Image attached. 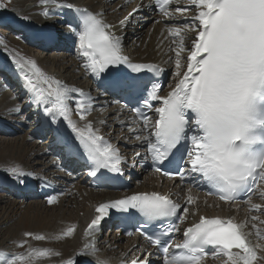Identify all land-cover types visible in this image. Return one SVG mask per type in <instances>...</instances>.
<instances>
[{"label": "snow or ice", "instance_id": "snow-or-ice-1", "mask_svg": "<svg viewBox=\"0 0 264 264\" xmlns=\"http://www.w3.org/2000/svg\"><path fill=\"white\" fill-rule=\"evenodd\" d=\"M10 2L0 0V9H7ZM181 2L155 0L171 25L164 64L173 66L176 81L167 95H161L158 76L165 67L133 62L124 54L123 30L135 26L138 14L143 19L142 13L150 11L152 4L141 0L113 24L103 12L68 0H39L46 18L72 13L73 19L62 23L65 34L77 42L82 67L105 93L126 100L124 107L133 105L132 123L122 128H127L144 149L142 161L150 160L148 167L169 178L178 177L187 188L183 202L169 193L151 191L101 203L84 235L95 241L102 223L119 215L147 226L141 234L160 253L159 264H206L209 255L221 259L222 264H260L264 245L253 243V233L246 230L251 224L255 235L264 238L254 223L260 217L253 215L237 222L234 217L202 215L199 198L192 194L190 185L206 188L223 204L231 205L244 197L253 211L264 212V205L252 203L257 192L264 199V0H184L191 6L190 18V9L181 7ZM180 18H184L182 22ZM34 38L45 44L59 39L54 31H39ZM0 46L6 51L4 38H0ZM6 54L23 81L28 108L35 110L28 114L16 105L9 114L25 121L38 116L41 127L53 132L61 151L82 159L97 182H117L126 168L141 163L129 161L89 119L96 100L91 93L48 74L36 60L19 52ZM98 123L107 126L106 120ZM4 171L19 184L34 175L19 165ZM45 186L51 185L45 182ZM47 203H58V197L49 195ZM190 215L192 222L181 229ZM76 228L68 227L62 237H73ZM177 233H182L183 242H176ZM23 236L36 241L46 238L32 232ZM27 243L21 239L18 246L23 248ZM135 247L140 255L124 264H155L149 259L154 253ZM99 252L97 244L86 239L61 264H109ZM50 254L51 250L30 249L26 254L0 250V264H33L34 258Z\"/></svg>", "mask_w": 264, "mask_h": 264}, {"label": "bare ground", "instance_id": "bare-ground-1", "mask_svg": "<svg viewBox=\"0 0 264 264\" xmlns=\"http://www.w3.org/2000/svg\"><path fill=\"white\" fill-rule=\"evenodd\" d=\"M99 1L104 2L105 7H109V9L113 11L112 12L113 14L112 15L107 14V11L105 9L104 10L100 9L98 7ZM68 2L74 3L80 7H88L89 9H91L95 12H104L105 17L109 22H111L113 24H118V21L122 18H119L116 21L115 17L120 15L121 13L126 12V11H128V13H129L131 11V8H132V6H130V4L135 2V1L134 0H122V1L117 2V0H68ZM26 3H30V8L27 10L29 12L30 11L32 12L33 10H37L40 8L38 14L41 15V19L36 18V19L32 20V18H31L30 19L31 22L28 19L29 22L26 23L27 25H29L31 27V33L32 34L36 33L37 31H39L42 28L45 30L48 29L49 31H53L54 28H59L58 29L59 33H57V29H56L57 34H59L62 38H66V39L69 38L70 40H72V41L74 40L73 42H75L74 38L69 37L65 34L64 24L62 23V21H71V14H72L71 12L65 11L63 16H53L51 19H49V18L44 17L41 14L44 6H41L39 4V0H16V5L19 7L21 6V8ZM175 6L176 5L174 4L172 7L174 8ZM180 6L184 7L186 5L180 4ZM48 7H49L50 11L55 10L52 6H48ZM189 13H188V15H189ZM11 17H12L11 15H7L4 18H2L1 21H4V19H6V20L12 19ZM189 17L190 16H188V18ZM149 19L151 20L150 23L156 20V18L153 16L149 17ZM181 19H184V18H180V20ZM43 20H45V21H43ZM159 23L160 24H158V25H152L150 28H149L150 25L149 26L147 25L148 27L146 26L140 32L136 31L133 34H131V38L129 41L130 46H129L128 50H125L126 52H124V53L133 62L155 63L158 65L164 66L167 69H170L172 72L171 78H170V84H169L168 88H166L167 89L166 91H169L170 90L169 88L171 86H173V82L175 81L174 69H173V66L164 64V61L167 59L168 48H169V45L171 44V38H170V34H169V28L171 27V25H168L166 23V20H165V18H163V16L160 17ZM62 28H64V32H61ZM130 31H132V30L131 29H124L123 33L125 35L126 32H130ZM118 34H119V30H118ZM4 39L6 40V45H7L6 51L3 49L2 46H0V63L3 64L4 66L8 65L11 68H15L14 65L12 64L10 58L7 56L6 53L7 52H19L21 55H23L27 58H31V59L36 60L38 66L41 67L42 70L46 71L48 74L54 75L55 77H57L58 79H60L64 82L66 80L68 83H72L71 86L78 87L77 84L74 83V82H76L75 80L77 79L76 76H70L69 77V75H68L70 82L67 79L68 77H66V79H63L65 77L64 74L69 73V69H67V67L65 69L64 66L62 68L58 66V64L61 62L59 60L60 58H62L61 54H63L64 58L61 59L62 60L61 63H66L65 57L71 58V61L72 62L74 61L73 66L74 67L77 66V68L82 73V76H83L82 78L84 80H86V83H88V86H89V84H91V86H92L91 91L93 92V94H91V95L95 98H96V96H98L97 91H96V84L93 83L92 77L90 75H88L86 73L85 69L82 67L83 61L81 60L80 56L77 53V46L75 47V49H73L71 52L68 53V54H70L69 56H68V54H64V53L59 52V54L56 55L57 56L56 58L55 57H47L44 59H36L34 57L32 58V56L28 52L29 46L26 43H24V41L21 40L20 38L11 39V41L14 40V42L16 44L9 42L8 41L9 39H6V38H4ZM15 40H18V41H15ZM66 43L70 44V42L69 43L66 42ZM63 51L68 52V51H66V49H64ZM185 55H187V54H185ZM58 57H60V58H58ZM70 68H72V67H70ZM11 85H14V83L7 84V82L2 81V79L0 78V93L3 96V102L2 103L6 104V103H8L7 101L12 100L14 104L11 102L8 104L12 108V107L18 105L19 100L22 99V95L24 96L23 98H25V91H22L21 88H19V86L17 84L14 86V88H11ZM78 88L83 90L82 87H78ZM84 89H86V88L84 87ZM84 92L89 93V92H87V90H85ZM3 93H6V94H3ZM105 98H107V97H104V99ZM95 103H97L98 105L95 106L94 110L92 111L91 115L89 116V119L92 120L94 125L100 129L101 134L105 135L106 138H110L114 134L111 132L112 128H117L118 131L123 129L122 124H121V120H120V116H119L120 113L117 111V107L111 106V105L104 107V105H101V103L98 102L97 99L95 100ZM104 103H106V100ZM1 107L4 108V105L2 104ZM32 112L30 111L28 113V111H26V113H28V114H31ZM18 117L19 116L15 115V119H17V120L14 124H18V122L19 123L24 122L26 125H28L29 123L37 122V125L33 129L29 130L23 136V138L21 140L18 138V140L14 141V144H10L9 148H7V146L3 143L0 144V147H2V148H0V162H7V164H6L7 166L19 165L22 168H24L26 171H30V169H29L30 165L28 164V159H30L31 157H34L33 159L41 161V163L50 160V156H53L54 153L57 152V150L54 146L56 143V139L54 141H52V143L48 144L47 146L44 145L42 148V151L44 149L43 152L42 151L41 152L34 151V153H33L30 151V152L26 153V150H25L23 155L20 154V151L23 150L24 146L27 145V143H26L27 140L39 141V138H40L39 132L41 129H44V128L41 127V121H40V118L38 116L33 115L31 121H25V120H22L21 118H18ZM128 117L130 118V116H128ZM74 118H76V117L74 116ZM101 120L109 121V122H107V124H109V126L100 125L98 122ZM10 126L12 127L13 125H10ZM3 135L6 136V134H3ZM45 135H47L46 130H45ZM49 145H51V146H49ZM38 164H39V162H38ZM59 167H61L60 164H59ZM62 167H63L62 169H66V166H62ZM50 168L51 169L53 168V164L50 166ZM0 177H1V182H3L2 185H4V186H7V185L18 186V188H19L18 191H20L22 193L20 195V198L22 200H27L29 198L33 199V198H31L33 196L28 197L25 195H27V192H29V193L32 192L31 185L38 184L42 180V178L37 179L34 177H29L28 179H26L24 184H19L11 176L6 177V176L0 175ZM70 180L71 181L69 182V184L71 186L65 182L64 183L63 182L58 183L57 187L62 190L61 192H58L56 189H54V190L51 189L50 192L47 193V196L43 197V199L46 200V203H47V199H48L49 195H55L58 197V199L64 197L65 198L64 204L66 205L64 207H68L67 210H65V208H63L64 210L62 208H60L59 210H63V211L60 212L58 210L59 213L56 212V213H58L57 215L52 214L50 217L44 215V217H42V216H40L41 214H37V215L35 214L36 216H34L32 214L33 215L32 216L31 213H33V212H31V209H34V208H30L29 210H27V212H25L26 214H24L25 216H23V219L22 218L20 219L19 228H15L13 230V231H16V234H18V235L21 232V230H22L21 235H23L25 232H32L34 234L44 235L46 237L45 239L50 241L54 245L55 250L51 251V254L48 257L34 258L33 264H61L62 260H65V259L71 257L76 250H78L80 247H82V245L84 244L86 239L89 242H95L97 244V247L100 249V252H99L100 257L102 259H107L109 261V264H124L125 261H130L132 259V258H130V254L133 251L134 252L136 251L135 245L137 244V242L135 241V239L127 241V242H129V244L130 243L131 244L126 248V250L125 249L121 250L122 248L119 245V243L121 241H123L121 239L114 238L113 239L114 243L112 245L108 246V243H109L108 233L102 239L103 242H101V243L96 241L97 236L95 237V241H93V238H88V237H85V235H84L85 230L87 228V225L90 223L91 219L94 217L95 208L98 207L99 204H101V203H104V202H107L109 200H113L116 198H121L124 195H121V194L115 195L113 193L99 192V191H95V190L89 188L88 186H83L82 184H83V182H85L84 181L85 178L79 174L73 175L72 179H70ZM152 182H153V180H151V183ZM71 183H73V184H71ZM64 184H66V185H64ZM66 186H68V187H66ZM147 191H158V189L155 186L153 187V185H150V184H146V185H142V186L135 185L134 189L131 191L130 194H134L137 192H147ZM33 194H35V193H32V195ZM9 195H12L16 198H19V196L14 195V194H9ZM36 195H38V193H36L34 196H36ZM258 197H259V193H257V195H256L255 199L252 201V203ZM201 199H202V197H201ZM207 200H208V204L206 206H202L201 203L198 204L200 214L206 215L209 217L214 216L215 214H220V216H223L224 218H226L227 216H234L235 215L234 209L226 207L225 205L219 206L216 202H213L210 199H207ZM180 202H183V200H180ZM246 207H249V204H247ZM194 208H195V206L190 208L189 211L190 212L193 211ZM25 210H26V208H25ZM258 213L259 212H257L256 214H251L247 218H245V216H243V218L240 219V221L238 220V218H235V217L234 218L237 219L238 222H242L244 220H250L251 216L258 215ZM260 213L264 215V212H260ZM259 217H260V221H262L263 216H259ZM192 220H193V217L190 215L189 221L186 222L185 224H183L184 228L186 226H188V224L190 222H192ZM260 221H255L254 223H256L257 226L261 229L262 237H264V223H263V227H261ZM263 221H264V218H263ZM72 225L77 226L74 236L73 237H66V238L62 237L63 231H65L68 227H70ZM246 230L253 233V235L250 237V239L253 241V243L259 242L261 245H263L264 238H258L255 235V229H253L251 227V224H249V226ZM21 238H22V236H21ZM15 239H17V238H15ZM46 240H43L44 244L50 246L51 244L47 243ZM29 247L31 249L43 250L39 247H34L32 245H30ZM115 248H118L114 251V253H116V255L112 254V252H111L112 249H115ZM105 249H107V250L104 252ZM103 252H104V254H103ZM56 253H59V255H57ZM262 254H264V253H262ZM206 264H222V261H221V259L210 257V258L206 259ZM260 264H264V261H261Z\"/></svg>", "mask_w": 264, "mask_h": 264}, {"label": "rangeland", "instance_id": "rangeland-1", "mask_svg": "<svg viewBox=\"0 0 264 264\" xmlns=\"http://www.w3.org/2000/svg\"><path fill=\"white\" fill-rule=\"evenodd\" d=\"M181 4L186 5V3L184 2V0H182ZM24 6L21 8V6L19 7V6L16 5V0H11V2L8 4L7 9H0V21H1L2 18H4L7 15H11L12 16L11 17L12 19H14L16 21H19L22 24H26L29 21L31 22V20H30L31 18H32V20H34L36 18L37 19H41V15L38 14L40 8L37 9V10H33L32 12L31 11L29 12L27 10L30 8V3H26ZM98 7L100 9H102V10L105 9L107 11V14H111V15L113 14L112 13L113 11L110 10L109 7H105V3L104 2H100L99 1ZM189 12L190 13H189L188 16L191 17V15H192L191 9L189 10ZM127 13H128V11H126L124 13H121L120 15H118V16L115 17V20L117 21L119 18H124ZM25 17H27V19H24ZM28 19H29V21H28ZM43 21H45V20H43ZM152 25H153V23L150 24L149 28ZM56 29H57V33H59V30H58L59 28H54L53 31L56 32ZM61 32H64V28H62V31ZM3 33H5V30L4 29L3 30H0V38L9 39L8 40L9 42H12V43L16 44L14 42V40L11 41V39H15V38H13L12 36H9V35L8 36H5ZM15 41H18V40H15ZM25 43H26V41H25ZM27 45L29 46L28 52L30 53V55L32 56V58L34 57L36 59H44V58H47V57H55V58L57 57L54 52H51V51L50 52H48V51L47 52H41V51H39V49L37 47H30L29 44H27ZM64 54H68V52H66ZM69 55L70 54H68V56ZM61 56H62V58H60V57H58V58H60L59 60L62 62L61 59H63L64 56H63V54H61ZM65 58H66L65 59L66 63H61L60 62L61 64L60 63L58 64V66L61 67V68L64 66L65 69H66V67H67V69H69V73L64 74L65 77L63 79H66V77H68V75H69V77L70 76H76L77 79L75 80L76 82H74V83L77 84L78 87H82L84 91H85L84 87L85 88H90L88 86V83H86V80H84L82 78L83 77L82 76V73L77 68V66L76 67L73 66V62L74 61L72 62L71 61V58H67V57H65ZM70 67H72V68H70ZM69 77L67 78L68 81H69ZM65 82L68 83L66 80H65ZM68 84L71 85L72 83H68ZM3 94H6V93H3ZM2 102H3V96L0 93V116L3 117L4 119H11V118L14 119L15 118V115H11V114L8 113V110L11 108L10 105H8V104L10 102L13 103V101L12 100H9V101H7L8 103H6V104L5 103H2ZM2 104L4 105V108L1 107ZM18 105H20L21 107H23L25 109L26 106H27L26 105V99H20ZM18 118H20V117H18ZM107 122H109V121H107ZM30 129L31 128H25L23 131L19 132L18 134L14 135V136H7L6 137V136L0 134V144L3 143V144H5L7 146V148H9V145L10 144H14V141L18 140V138L21 140L23 138V136ZM26 143H27V145L24 146V149L20 151V154H22V155L25 152V150H26V153L27 152H30V151L33 152V153H34V151L41 152L42 151V148H43V146L45 145L46 142L43 141L40 144V142L35 141V140H27ZM0 148H2V147H0ZM43 151H44V149H43ZM33 158L34 157H31L30 159H28V164L30 165L29 166L30 171L33 172L34 175L44 174V172L47 171V169L50 167L51 161H50V163H49V161L41 163V161H38V160L33 159ZM38 162H39V164H38ZM6 164H7V162H0V174L2 176L9 177L10 176L9 173H7L6 171H4V169L9 168V167H12L13 165L12 166H7ZM45 177L49 178V180L53 181L54 183L56 181H58V179H56L52 173H48V175L45 176ZM200 201L201 200H199V202ZM64 203H65V198L64 197L59 198L58 199V203H56L55 205L54 204L50 205V204L46 203V200L45 199L44 200H40V199H38V200H31V199L30 200L29 199L28 200H22L20 198H16V197H13V196L8 195V194H4V193L3 194H0V250H4V251L11 250V251H13L15 253L26 254L31 249L29 246L32 245L34 247H39V248H41L43 250H51V251H54L55 250L54 245L50 241H48V240L45 239L47 243H50L51 244L50 246H48V245L44 244V241H36L35 239H30V238L24 237L23 235H21L22 230L19 233V235L16 234V231H13V230L15 228H19L20 219L21 218L23 219V216H25L24 214H26L25 212H27V210H29L30 208H34V209H31V212H33V213H31V215L33 214L34 216H36L37 214H41L40 216H42V217H44V215L50 217L52 214H56L57 215L59 213V211L60 212L63 211L64 210L63 208H65V210H67L68 207H64V206H66ZM206 204H208V203H205V201H203L202 206H205ZM254 204L264 205V199L259 198V200L257 202H255ZM25 208H26V210H25ZM60 208H62L63 210H59ZM56 212H58V213H56ZM252 212L254 214L257 213L256 211H253V210H252ZM258 216H263V218H264V215L261 214L260 212L258 213ZM263 218H262V221H263ZM260 226L263 227V223H261ZM21 236H22V238H21ZM15 238H17V239H15ZM19 239L20 240L21 239H26L28 241V243L25 244V246L23 248H21V247L18 246L19 241H20ZM113 239H114L113 237H109L108 246H110V245H112L114 243ZM130 244L127 241L126 242H122L121 241L119 243V245L121 246L122 249L121 248L120 249L121 250H123V249L126 250V248ZM263 245H264V241H263ZM116 249H118V248L112 249V251H111L112 254L116 255V253H114V251ZM106 250L107 249H105L104 252Z\"/></svg>", "mask_w": 264, "mask_h": 264}]
</instances>
